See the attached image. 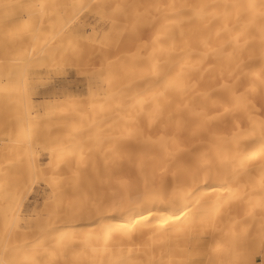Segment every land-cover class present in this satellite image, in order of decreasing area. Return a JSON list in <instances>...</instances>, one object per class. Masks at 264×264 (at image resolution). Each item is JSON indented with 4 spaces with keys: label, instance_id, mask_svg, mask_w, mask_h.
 <instances>
[{
    "label": "bare ground",
    "instance_id": "obj_1",
    "mask_svg": "<svg viewBox=\"0 0 264 264\" xmlns=\"http://www.w3.org/2000/svg\"><path fill=\"white\" fill-rule=\"evenodd\" d=\"M0 264H264V0H0Z\"/></svg>",
    "mask_w": 264,
    "mask_h": 264
},
{
    "label": "rangeland",
    "instance_id": "obj_2",
    "mask_svg": "<svg viewBox=\"0 0 264 264\" xmlns=\"http://www.w3.org/2000/svg\"><path fill=\"white\" fill-rule=\"evenodd\" d=\"M46 81L48 82V78L46 77ZM51 86V84H48V85H46V88H48V87H50ZM57 95H59V96H61V98H62V96H64V95H62L61 93H57ZM44 98L43 97H41V96H39V97H35V102L36 103H39L41 100H43ZM30 202L32 203V204H38V208L37 209H39L41 206H42V200L41 199H35V198H30ZM46 203H47V201H46ZM47 206V205H46Z\"/></svg>",
    "mask_w": 264,
    "mask_h": 264
}]
</instances>
